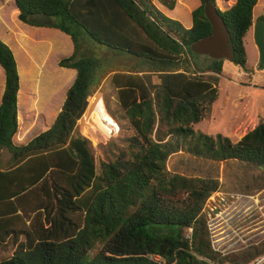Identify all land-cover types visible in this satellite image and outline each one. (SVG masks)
<instances>
[{
	"label": "trees",
	"instance_id": "16d2710c",
	"mask_svg": "<svg viewBox=\"0 0 264 264\" xmlns=\"http://www.w3.org/2000/svg\"><path fill=\"white\" fill-rule=\"evenodd\" d=\"M158 1L173 10L174 0ZM13 2L21 23L69 37L72 53L58 67L75 77L51 126L17 145L19 75L21 87L24 80L0 40V254H11L0 264H252L263 256L264 239L226 255L210 242L206 206L221 185L208 169L234 162L259 170L241 194L263 191L264 121L235 143L193 130L216 100L211 78L223 64L194 50L211 33L204 1L191 12L190 28L150 0ZM207 2L229 32L232 63L246 70L243 41L257 0H235L224 11ZM87 38L133 63L118 71L111 57L83 55ZM109 73L134 135L97 165L76 124ZM179 152L207 167L205 175L171 171L168 160Z\"/></svg>",
	"mask_w": 264,
	"mask_h": 264
},
{
	"label": "rangeland",
	"instance_id": "374dc122",
	"mask_svg": "<svg viewBox=\"0 0 264 264\" xmlns=\"http://www.w3.org/2000/svg\"><path fill=\"white\" fill-rule=\"evenodd\" d=\"M174 1L173 10H168L158 0H150V3L164 16L178 21L185 28H190L191 12L200 5V0ZM215 2L218 9L224 11L233 6L235 0ZM15 10L13 0H0V40L11 49L17 62L18 75L22 71L24 80L21 87L19 75V90H22V96L19 109L17 96L18 130L13 139L15 144L23 145L51 126L74 77L66 78L62 68L58 67V62L72 53L69 38L58 30L39 32L35 27L20 23L16 15L14 16ZM141 19L148 23L145 18ZM2 20L3 24L6 23L10 27V31L1 23ZM258 21H264V0H257L253 9L252 27L243 41L247 57L246 70L223 61L221 74L209 75L214 76L211 82L216 88L217 97L211 105L205 106L201 121L192 125L194 131L212 137L222 135L235 143L259 121H264V71L260 70L258 52L253 40V27ZM11 31H23L24 36L13 37ZM82 41L83 55L111 57L118 71L133 63L129 57L112 54L88 38ZM204 60L201 59L202 62ZM242 73H247L248 76L237 77ZM110 76L111 73L106 74L100 80L88 100L85 113L76 124V132L90 142L97 165L111 156L112 149L122 148L125 140L134 135L118 105L115 89L110 84ZM154 81H158L157 77H154ZM3 88L4 72L0 68V98ZM168 168L192 177L204 176L207 169L195 160L188 159L182 152L168 160ZM208 170L211 174L217 171L221 185L220 191L212 196L206 207L210 209L208 223L213 221L219 212H235L244 207L243 215L235 219L231 227L244 239V245L264 239V218L261 216L264 213V190L252 194L253 199L257 201V209L251 200L242 198L250 195L241 194L245 191L243 183L247 185L261 174L260 171L234 162L220 164ZM233 206L237 207V210L231 209ZM208 229L212 245V231L209 226ZM10 255L0 254V260L7 259Z\"/></svg>",
	"mask_w": 264,
	"mask_h": 264
},
{
	"label": "water",
	"instance_id": "95a60500",
	"mask_svg": "<svg viewBox=\"0 0 264 264\" xmlns=\"http://www.w3.org/2000/svg\"><path fill=\"white\" fill-rule=\"evenodd\" d=\"M204 15L211 27L209 36L198 40L194 45L197 55L216 61L232 63V51L229 46L230 35L215 6L204 3ZM253 40L258 52L260 70L264 71V21H258L253 27Z\"/></svg>",
	"mask_w": 264,
	"mask_h": 264
},
{
	"label": "built area",
	"instance_id": "2783aa9c",
	"mask_svg": "<svg viewBox=\"0 0 264 264\" xmlns=\"http://www.w3.org/2000/svg\"><path fill=\"white\" fill-rule=\"evenodd\" d=\"M241 76L246 77L248 75L247 73H242L238 75V77H241ZM242 198L251 200L252 203H254V205L257 203V201L253 199V195L242 196ZM211 199L212 198H210V200ZM208 205H209V202H208ZM208 205L206 207H208ZM255 207L256 209L258 208L256 205ZM231 209L237 210V207L233 206ZM244 209L245 208L242 207L241 209H238L235 212L230 211V210H227V211L224 210L222 212H219L217 215H215L214 220L208 223V226L210 227V230L212 231L211 232L212 233L211 237L213 239L212 248L215 252H218L222 255H226L230 252L236 251L238 247L241 248V247L248 246V245H244L245 244L244 239L239 236V234L235 231L233 227H231L234 224V220L243 215L242 210ZM259 211H261V209ZM261 216L264 218V213H262ZM251 244H253V242ZM252 264H264V255L256 259L255 262Z\"/></svg>",
	"mask_w": 264,
	"mask_h": 264
},
{
	"label": "crops",
	"instance_id": "0c3cea01",
	"mask_svg": "<svg viewBox=\"0 0 264 264\" xmlns=\"http://www.w3.org/2000/svg\"><path fill=\"white\" fill-rule=\"evenodd\" d=\"M13 4H14V2H13ZM17 14H18V11L17 10H15L14 11V16L16 15V17H17ZM18 20V19H17ZM19 21V20H18ZM3 20L1 21V23L3 24ZM20 22V21H19ZM21 23V22H20ZM23 24V23H22ZM3 25H5V27H7V30L10 28V27H8V25L5 23V24H3ZM35 30H38L39 32H48V31H51V30H54V29H47V28H35ZM8 31H10V29L8 30ZM12 32V35H13V37H18V35H21V36H24L23 35V31H18V32H14V31H11ZM61 33V32H60ZM68 37V36H67ZM66 37V38H67ZM69 38V37H68ZM69 41H70V43H71V40L69 39ZM6 43H8L7 41H6ZM72 44V43H71ZM71 48H72V50H73V45H71ZM17 63V62H16ZM18 68V67H17ZM62 73L64 74V76H66V78H67V76L68 77H70V76H72V77H75V71L74 70H72V69H65V68H62ZM20 74V73H19ZM238 77V76H237ZM74 80V79H73ZM226 80V79H225ZM226 81H228L229 82V80H226ZM253 129V128H252ZM14 139V138H13ZM241 139V138H240ZM14 141V140H13Z\"/></svg>",
	"mask_w": 264,
	"mask_h": 264
},
{
	"label": "flooded vegetation",
	"instance_id": "af4514ba",
	"mask_svg": "<svg viewBox=\"0 0 264 264\" xmlns=\"http://www.w3.org/2000/svg\"><path fill=\"white\" fill-rule=\"evenodd\" d=\"M204 57H206V56H204ZM248 75V74H247Z\"/></svg>",
	"mask_w": 264,
	"mask_h": 264
}]
</instances>
